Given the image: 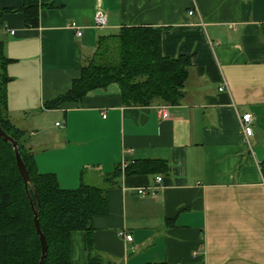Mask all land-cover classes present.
I'll return each instance as SVG.
<instances>
[{"label": "crops", "instance_id": "0c3cea01", "mask_svg": "<svg viewBox=\"0 0 264 264\" xmlns=\"http://www.w3.org/2000/svg\"><path fill=\"white\" fill-rule=\"evenodd\" d=\"M40 1L56 7L41 6L33 26L25 0H0L10 58L3 112L27 131L40 172L62 188L102 189L92 253L111 264H264V0ZM97 12L107 14L105 28L94 26ZM134 25L162 28L164 56L191 55L179 104L126 105L112 83L47 107L80 77L103 32ZM160 104L171 105L168 118ZM142 159L168 162L163 188L137 191L160 171L117 174L123 160ZM87 253L86 232L72 231L71 264H87Z\"/></svg>", "mask_w": 264, "mask_h": 264}, {"label": "trees", "instance_id": "16d2710c", "mask_svg": "<svg viewBox=\"0 0 264 264\" xmlns=\"http://www.w3.org/2000/svg\"><path fill=\"white\" fill-rule=\"evenodd\" d=\"M41 6L52 3L25 0L20 8L29 25H37ZM4 10H0V17ZM264 31V27H263ZM162 28L149 25L123 26L99 37L92 56L85 59L80 77L69 91L47 102L54 108L70 101H80L91 90L117 83L126 105L154 102L179 104L186 92L192 57L180 54L167 57L162 52ZM7 57L0 42V124L18 142L31 183L26 188L19 171L12 143L0 136V264H39L42 244L34 222L31 200L38 209L40 224L47 238L45 264H71V233L87 234V264H111L91 250L92 218L106 197L97 186L82 183L74 189L62 188L53 173L40 172L28 145L26 130L4 114V86L8 81ZM170 181V166L162 159H142L130 163L125 173L155 172ZM264 173V162H262ZM117 174L121 175L120 165Z\"/></svg>", "mask_w": 264, "mask_h": 264}, {"label": "built area", "instance_id": "2783aa9c", "mask_svg": "<svg viewBox=\"0 0 264 264\" xmlns=\"http://www.w3.org/2000/svg\"><path fill=\"white\" fill-rule=\"evenodd\" d=\"M194 13H195V10L193 9L189 11L190 15H193ZM107 25H108L107 14L103 12H97L94 17V26H96L97 28H105ZM72 27L73 29H75L77 36L81 37L83 35V30L81 28H78L76 24H72ZM12 33H14L13 30H12ZM226 86H227L226 82H223V84L220 86V90H224ZM170 107L171 105H168V104H160L157 106V111L161 115L162 118H168L170 116V111H169ZM253 120H254V116L250 112L244 113L240 117L244 140L247 142L249 141L250 136H252L254 133ZM127 165H128V162L126 160H123L121 163V171L123 173L125 172ZM164 186L165 184H164L163 176L157 175L155 177V184L153 186L149 187L148 189L138 188L137 191L140 194H146L149 191L155 192L163 188ZM122 235L129 241L133 239L131 234L122 232Z\"/></svg>", "mask_w": 264, "mask_h": 264}, {"label": "water", "instance_id": "95a60500", "mask_svg": "<svg viewBox=\"0 0 264 264\" xmlns=\"http://www.w3.org/2000/svg\"><path fill=\"white\" fill-rule=\"evenodd\" d=\"M0 136L7 142L12 143L14 149H15V154H16V159H17V165L19 168V171L25 181V185L26 188L28 189V185L31 183V177L29 174V171L27 169V166L25 165L20 152H19V148H18V142L12 137L10 136L1 126L0 124ZM31 200V205L34 211V222H35V226L37 229V232L40 236L41 239V244H42V255H41V259H40V263L39 264H45L46 262V255H47V250H48V242H47V238L42 230L41 224H40V218H39V212L38 209H36L33 200L30 198Z\"/></svg>", "mask_w": 264, "mask_h": 264}, {"label": "rangeland", "instance_id": "374dc122", "mask_svg": "<svg viewBox=\"0 0 264 264\" xmlns=\"http://www.w3.org/2000/svg\"><path fill=\"white\" fill-rule=\"evenodd\" d=\"M103 33L105 34V33H108V32H107V31H105V32H103Z\"/></svg>", "mask_w": 264, "mask_h": 264}]
</instances>
